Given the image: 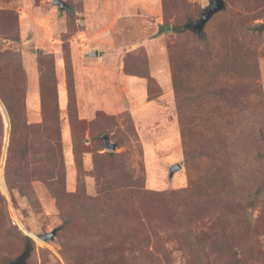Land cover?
<instances>
[{
	"label": "rangeland",
	"instance_id": "rangeland-1",
	"mask_svg": "<svg viewBox=\"0 0 264 264\" xmlns=\"http://www.w3.org/2000/svg\"><path fill=\"white\" fill-rule=\"evenodd\" d=\"M61 1L0 0V93L17 127L6 178L0 99V264L26 244V264H264V0H222L201 34L190 25L218 0ZM60 176L58 200L47 183ZM219 180L227 195L183 216L175 194ZM94 210L124 231L90 224Z\"/></svg>",
	"mask_w": 264,
	"mask_h": 264
},
{
	"label": "trees",
	"instance_id": "trees-1",
	"mask_svg": "<svg viewBox=\"0 0 264 264\" xmlns=\"http://www.w3.org/2000/svg\"><path fill=\"white\" fill-rule=\"evenodd\" d=\"M149 77L147 78V83L151 82V79ZM173 87L176 88L175 85ZM41 92H42V89H41ZM41 95H42L41 96L42 114L44 116V115H46L45 112H46V110L49 109V107L47 105L48 103L46 102L43 93H41ZM0 99L1 100L3 99L1 93H0ZM2 103H3V105H4V107H5L6 111H7V113L9 114V119L11 121V133H10L11 140H10V146H9V150H8L9 156L7 158V165H6V170H5L6 178H8V172L7 171L9 169V165H10L9 162H10V158H11V155H12L14 137L17 134V132H16L17 131L16 130L17 127H16V125H14L13 120H11L12 117H11V111L9 109V106L3 100H2ZM177 104H178V102H177ZM238 104H240V103H238ZM22 106H23V103H21V105L19 106V109H20L21 112H22ZM73 108H74L73 101L71 99H69V114H68V116H69V120H70V124L71 125L76 120V116H74V109ZM55 111H56V109H54V112ZM56 120H57V118L55 117L54 124H55V121ZM21 121H22V127H23V129L24 130H28L29 128L26 125L25 120H24L23 117H21ZM225 147H226V144L225 143H221V145L216 146V148H214V153H213L215 155V158L214 159L224 160L223 158L226 155V153L228 152V151H226V148ZM61 165H62L61 162H59L56 165V169H57L56 172H59L60 171ZM219 181H215V182H213V184L207 185L204 188V192L205 193L204 194H201V195H199L198 193L201 192L203 189H201V187H199L198 182L196 184L190 182L191 184L189 183V186H188L187 189L183 190L182 192L176 193L175 195L178 197V201H179L180 205L182 206V208L186 212V214L183 213V216H191L193 218L197 216L196 215V212H197L196 206H197L200 198L202 197V195L204 196V198L206 197L207 199L210 200V196H211L210 193L215 194L214 190L215 189H219L218 191H220V193H222V197L223 196H226L227 195V191H228V187L227 186H224V182H222V181L219 182ZM48 183H47V187L49 189H52V187L56 186L57 189L56 190H53L52 189V190H53L55 196L57 197V199L60 200L62 198V194L61 193H63L60 190V188L62 187V179H61V176L59 178L55 179V181L52 182L51 184H48ZM85 216L91 217V220L92 221H90V224H92L93 226H96V225L99 224V222H102V224L109 230V232L113 233L114 230H116L113 235H116L118 233H122L124 231V227L121 228L120 225L118 227L115 226V228L114 227L112 228V225L111 224H113L114 220L120 219V217L114 215L113 212H110V211H107V212H98L96 210H94L92 212L86 211ZM111 229H112V231H111ZM132 238L134 240H136L137 242L140 241L136 235H134ZM139 238L141 239L142 237L139 236ZM23 240H28V239L26 237H24ZM84 242H85V239H84ZM84 246L86 247L87 246V243H85ZM89 246H91V248H94V242L91 241L89 243ZM27 247L30 248V251H29V254H28V256H27V258L25 260V263L27 262V259L29 258L30 252H31L30 245L26 244L25 250L27 249ZM25 250H24V252H25ZM24 252L21 255H23ZM15 261H16V259H15ZM13 262H10V264L13 263Z\"/></svg>",
	"mask_w": 264,
	"mask_h": 264
},
{
	"label": "water",
	"instance_id": "water-1",
	"mask_svg": "<svg viewBox=\"0 0 264 264\" xmlns=\"http://www.w3.org/2000/svg\"><path fill=\"white\" fill-rule=\"evenodd\" d=\"M218 2L220 3V2H223V1L222 0H218ZM53 3L55 5H57L60 10H64V9L68 8L61 0H53ZM223 7H224L223 3H220V5L217 6V7L214 4L211 3L210 6L204 10L201 19L199 21H197L196 23L190 25V28L193 31H197V33L201 34L205 23L208 21V19L211 17V15L213 13H216L217 11L223 9ZM90 55L97 56V53L93 52ZM114 148H115V145L110 144L106 139L104 140V149L106 151H108V152L112 151ZM179 169H180L179 165H175V166L171 167V169L169 170L170 175L172 176L173 173L175 171L179 170ZM55 234H56V230H53L51 233L40 235L38 237L42 241H51V240L54 239ZM29 251H30V248L27 247V249L25 250L24 254L21 255L19 258H17L16 261H14L11 264H26L25 260H26L28 254H29Z\"/></svg>",
	"mask_w": 264,
	"mask_h": 264
}]
</instances>
